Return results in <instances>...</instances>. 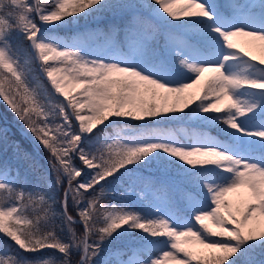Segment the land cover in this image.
I'll return each mask as SVG.
<instances>
[{"label": "snow or ice", "instance_id": "1", "mask_svg": "<svg viewBox=\"0 0 264 264\" xmlns=\"http://www.w3.org/2000/svg\"><path fill=\"white\" fill-rule=\"evenodd\" d=\"M0 101V264H264V0H0Z\"/></svg>", "mask_w": 264, "mask_h": 264}, {"label": "trees", "instance_id": "2", "mask_svg": "<svg viewBox=\"0 0 264 264\" xmlns=\"http://www.w3.org/2000/svg\"><path fill=\"white\" fill-rule=\"evenodd\" d=\"M135 2H139V1H135ZM97 18H102V17H97ZM80 22H83V20ZM112 22H113V18L105 19L103 21L96 23L95 27L104 28L107 24L112 23ZM116 22H118V21H116ZM60 34H66V31L60 30ZM16 43H17V41L14 40L13 41L14 46L16 45ZM19 43L21 44L22 47L27 48V43L24 42L23 40L19 41ZM253 54L259 55L258 52H253ZM33 67H34V65H33ZM40 80H42L44 82L45 86L48 87L47 83L41 77H40ZM48 90H49V88H48ZM0 110L5 111L8 114L10 111L8 106L6 104H4L2 101H0ZM3 133H6L7 135H6V138L4 140L0 141V154L4 153L6 155V157H3L0 155V163L7 162V163L12 164L14 167H18L20 169L22 176L29 174L27 163L23 160L18 161L15 157V149L18 146L21 153H28L29 154L31 161L34 162L40 168L41 171L48 170L47 168L43 167V165L40 162L37 161V159L35 158V155L31 151V149L28 147V145L17 139V133L14 134V133L9 132L0 122V135H2ZM41 152H42V154H44L45 158L48 160V153L43 151V150H41ZM46 162H48V161H46ZM0 246H3L4 248H12L13 250L15 248V245L13 244V242H11L10 240H7V238L3 237L2 234H0ZM45 251L47 252L49 250H45ZM25 255L32 257L36 254H25Z\"/></svg>", "mask_w": 264, "mask_h": 264}, {"label": "rangeland", "instance_id": "3", "mask_svg": "<svg viewBox=\"0 0 264 264\" xmlns=\"http://www.w3.org/2000/svg\"><path fill=\"white\" fill-rule=\"evenodd\" d=\"M135 1H139V0H135ZM78 27H93L90 24H85L82 26H78ZM77 27H69L63 29L66 31V34H60V35H68L70 34L71 31H74ZM47 82V81H46ZM49 90L50 86H48ZM62 99V98H61ZM0 122L2 123V125L11 133H17V139L22 141L23 143H26L28 145V147L31 149V151L33 152V154L35 155V158L37 159L38 162H40L43 167L48 169V161L44 154H42L41 150L45 151L46 150L40 146L38 144L37 141H35L34 137L32 136V134L30 132L27 131V129L24 127V125L22 124V122H20L18 120V118L11 112V110L9 111V114L6 113L5 111L0 110ZM17 131V132H16ZM3 157H6V155L0 154Z\"/></svg>", "mask_w": 264, "mask_h": 264}]
</instances>
